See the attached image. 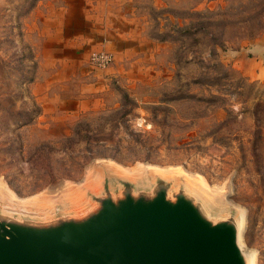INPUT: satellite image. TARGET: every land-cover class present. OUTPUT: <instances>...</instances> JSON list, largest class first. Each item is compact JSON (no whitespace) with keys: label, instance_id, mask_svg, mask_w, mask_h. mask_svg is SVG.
I'll list each match as a JSON object with an SVG mask.
<instances>
[{"label":"rangeland","instance_id":"1","mask_svg":"<svg viewBox=\"0 0 264 264\" xmlns=\"http://www.w3.org/2000/svg\"><path fill=\"white\" fill-rule=\"evenodd\" d=\"M160 178L264 264V0H0V209Z\"/></svg>","mask_w":264,"mask_h":264},{"label":"water","instance_id":"2","mask_svg":"<svg viewBox=\"0 0 264 264\" xmlns=\"http://www.w3.org/2000/svg\"><path fill=\"white\" fill-rule=\"evenodd\" d=\"M15 214L0 209V264H250L252 258L243 248L242 212L213 217L195 195L163 178L150 188L125 180L78 212L63 209L43 220Z\"/></svg>","mask_w":264,"mask_h":264},{"label":"built area","instance_id":"3","mask_svg":"<svg viewBox=\"0 0 264 264\" xmlns=\"http://www.w3.org/2000/svg\"><path fill=\"white\" fill-rule=\"evenodd\" d=\"M93 60H95V62L103 67L107 66L110 64L111 61V55L101 51L98 53H94L93 55Z\"/></svg>","mask_w":264,"mask_h":264},{"label":"bare ground","instance_id":"4","mask_svg":"<svg viewBox=\"0 0 264 264\" xmlns=\"http://www.w3.org/2000/svg\"><path fill=\"white\" fill-rule=\"evenodd\" d=\"M243 222H244V215H242V224H243ZM242 224H241V226H242ZM240 226V227H241ZM242 228V227H241ZM254 258L252 257L251 258V262H250V264H254L255 263V260H253Z\"/></svg>","mask_w":264,"mask_h":264}]
</instances>
